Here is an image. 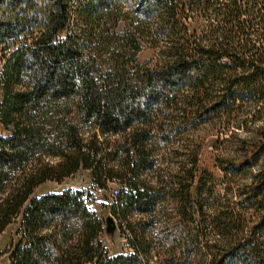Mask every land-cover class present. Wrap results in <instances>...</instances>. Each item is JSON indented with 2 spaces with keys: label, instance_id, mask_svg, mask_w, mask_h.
Listing matches in <instances>:
<instances>
[{
  "label": "trees",
  "instance_id": "trees-1",
  "mask_svg": "<svg viewBox=\"0 0 264 264\" xmlns=\"http://www.w3.org/2000/svg\"><path fill=\"white\" fill-rule=\"evenodd\" d=\"M248 117L202 165L186 131ZM0 125L10 264H264V0H0ZM79 169L116 183L128 252L108 253L88 193L32 195Z\"/></svg>",
  "mask_w": 264,
  "mask_h": 264
},
{
  "label": "rangeland",
  "instance_id": "rangeland-1",
  "mask_svg": "<svg viewBox=\"0 0 264 264\" xmlns=\"http://www.w3.org/2000/svg\"><path fill=\"white\" fill-rule=\"evenodd\" d=\"M155 51L154 47L148 46L144 43L142 44L141 49L136 53V58L139 62H144L152 58L155 55ZM243 117L245 116H239V123H241ZM226 121L227 119L215 120L214 118L206 123H199L195 126V128L186 131L185 134L191 136L198 135L197 138H200V141H202V159L204 161L202 165L206 163L208 154L213 155V152H219V154L223 156L226 154L225 150H237L239 142L238 139L246 136L248 132L257 128L258 125V120L255 118L251 119V117H248L246 124H241L242 126H239V128L227 126ZM1 131L2 126L0 125V133ZM216 170L217 173L215 172ZM251 171L253 172L254 170L251 169ZM214 172L217 177L222 179V173L218 171L215 165ZM225 185L226 183L223 180L222 182H216L215 187L221 193H224ZM116 187L117 185L115 182H109L106 189L94 187L91 182L89 171L86 169H79L74 174L63 178L59 182L55 180H47L39 184L33 190L32 195L39 196L44 193L58 192L64 189L82 190L84 193H88L90 198L89 206L101 218L103 224L99 238L108 250V253L113 255L129 251L126 241L117 226V220L110 214L107 207L110 201L111 193ZM192 192L194 193V187L192 188ZM18 221L19 217L0 233V264H10L8 255L3 250L12 240Z\"/></svg>",
  "mask_w": 264,
  "mask_h": 264
}]
</instances>
